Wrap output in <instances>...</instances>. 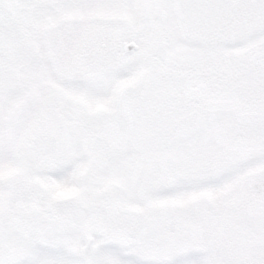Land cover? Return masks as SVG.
I'll use <instances>...</instances> for the list:
<instances>
[{
    "label": "snow or ice",
    "instance_id": "1",
    "mask_svg": "<svg viewBox=\"0 0 264 264\" xmlns=\"http://www.w3.org/2000/svg\"><path fill=\"white\" fill-rule=\"evenodd\" d=\"M0 264H264V0H0Z\"/></svg>",
    "mask_w": 264,
    "mask_h": 264
}]
</instances>
